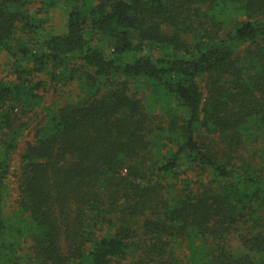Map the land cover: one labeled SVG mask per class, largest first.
Returning <instances> with one entry per match:
<instances>
[{
    "label": "trees",
    "instance_id": "1",
    "mask_svg": "<svg viewBox=\"0 0 264 264\" xmlns=\"http://www.w3.org/2000/svg\"><path fill=\"white\" fill-rule=\"evenodd\" d=\"M0 54V264H264V0H0Z\"/></svg>",
    "mask_w": 264,
    "mask_h": 264
},
{
    "label": "rangeland",
    "instance_id": "2",
    "mask_svg": "<svg viewBox=\"0 0 264 264\" xmlns=\"http://www.w3.org/2000/svg\"><path fill=\"white\" fill-rule=\"evenodd\" d=\"M38 5H35V8H38ZM65 6L59 5L55 10H53L49 16V20L47 25H51L58 32H62L64 30V24L66 21V12ZM108 41L105 40V43ZM10 59L6 54H0V79H4L7 81L13 80V76L10 74ZM34 80H41L44 82L43 88V96L45 104H53V103H62L69 100V98L74 94V92L78 89V81L76 78H73L71 81H67L64 79H57L56 81H52L50 79V75L48 74H40L34 76ZM30 136H27L25 141L29 139ZM15 168V167H14ZM18 196L17 184L14 176L10 179L9 185V195H8V204L9 206H16V198Z\"/></svg>",
    "mask_w": 264,
    "mask_h": 264
}]
</instances>
